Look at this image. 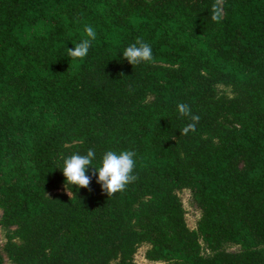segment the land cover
Wrapping results in <instances>:
<instances>
[{"label":"trees","instance_id":"16d2710c","mask_svg":"<svg viewBox=\"0 0 264 264\" xmlns=\"http://www.w3.org/2000/svg\"><path fill=\"white\" fill-rule=\"evenodd\" d=\"M85 24L96 40L71 60ZM138 37L154 58L133 66L121 52ZM6 90L0 208L14 264H139L144 244L152 262L264 264V0H0ZM177 103L200 117L195 131L181 135L192 121ZM89 148L134 151L136 179L109 195L90 166L87 187L66 184L62 158ZM184 189L202 211L194 229Z\"/></svg>","mask_w":264,"mask_h":264},{"label":"clouds","instance_id":"9594fccd","mask_svg":"<svg viewBox=\"0 0 264 264\" xmlns=\"http://www.w3.org/2000/svg\"><path fill=\"white\" fill-rule=\"evenodd\" d=\"M222 19V12L217 4L212 5L211 20L218 22ZM85 37L78 43L74 44L73 48L66 50V55L71 60L83 59L87 56L90 47L96 40L97 33L95 29L85 24L83 28ZM122 53V57L131 65H139L142 62L151 63L153 61V50L149 43L141 38H137L134 43L126 46ZM177 112L184 117H189L192 123L186 124L180 129L181 135L187 134L189 131H195L196 122L199 121L198 115L192 114L191 109L187 104L177 103ZM135 152L132 150H112L103 151L99 157L96 152L89 148L83 154L74 152L62 158L60 168L66 184L71 186L87 187L90 182V176L86 173L91 166L94 169L96 182L100 185L102 191L111 195L123 190L127 184L136 179L133 174L135 166Z\"/></svg>","mask_w":264,"mask_h":264},{"label":"rangeland","instance_id":"374dc122","mask_svg":"<svg viewBox=\"0 0 264 264\" xmlns=\"http://www.w3.org/2000/svg\"><path fill=\"white\" fill-rule=\"evenodd\" d=\"M216 90L218 94H224V95H229L233 96L234 93L232 91V87L229 85H224V84H217ZM153 97L150 96V100ZM11 100V95L9 91H4L2 95H0V108L7 104ZM60 190L62 191H67L66 187L63 185L60 187ZM180 196L183 202V206L185 208L186 212V220L190 228H197L198 222L200 220L202 211L200 207L197 205L193 192L191 189H184L180 191ZM2 214L3 211L0 208V257L2 259V264H14V262L11 260L9 257L8 252L5 249L6 243L9 240V235L14 234L15 227H6L2 224ZM16 242H20L18 238L14 239ZM148 245L144 244L140 246L138 249L135 259L139 264H188L185 261L179 260V259H173L169 261H160V262H152L149 261L145 258V251L147 250ZM258 248H264L263 246H260ZM222 249L227 250V251H239L242 250L243 247L239 244L235 243H230L226 242L222 246ZM203 255L205 257H209L212 255L210 250L208 249L207 245L203 242Z\"/></svg>","mask_w":264,"mask_h":264}]
</instances>
